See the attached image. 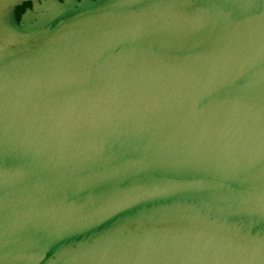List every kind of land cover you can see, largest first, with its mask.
Instances as JSON below:
<instances>
[{"label":"water","instance_id":"1","mask_svg":"<svg viewBox=\"0 0 264 264\" xmlns=\"http://www.w3.org/2000/svg\"><path fill=\"white\" fill-rule=\"evenodd\" d=\"M0 264H264V0H0Z\"/></svg>","mask_w":264,"mask_h":264}]
</instances>
